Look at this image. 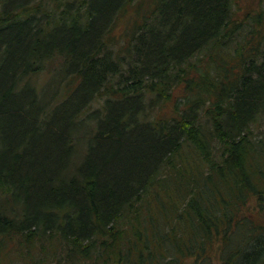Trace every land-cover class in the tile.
Returning <instances> with one entry per match:
<instances>
[{
  "label": "trees",
  "instance_id": "obj_1",
  "mask_svg": "<svg viewBox=\"0 0 264 264\" xmlns=\"http://www.w3.org/2000/svg\"><path fill=\"white\" fill-rule=\"evenodd\" d=\"M0 264H264V0H0Z\"/></svg>",
  "mask_w": 264,
  "mask_h": 264
},
{
  "label": "rangeland",
  "instance_id": "obj_2",
  "mask_svg": "<svg viewBox=\"0 0 264 264\" xmlns=\"http://www.w3.org/2000/svg\"><path fill=\"white\" fill-rule=\"evenodd\" d=\"M258 1L260 2L261 0H239V3L243 6V8H247L249 6L255 5Z\"/></svg>",
  "mask_w": 264,
  "mask_h": 264
}]
</instances>
